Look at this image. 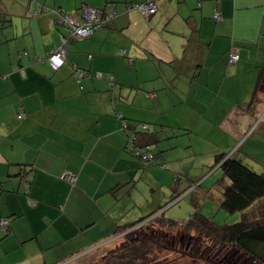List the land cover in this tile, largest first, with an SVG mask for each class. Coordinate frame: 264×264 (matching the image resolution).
I'll return each mask as SVG.
<instances>
[{
  "label": "crops",
  "instance_id": "1",
  "mask_svg": "<svg viewBox=\"0 0 264 264\" xmlns=\"http://www.w3.org/2000/svg\"><path fill=\"white\" fill-rule=\"evenodd\" d=\"M146 1L37 0L50 11L34 17L28 0H0V264L118 241L180 192L206 215L218 155L264 167V0H153L150 19L133 9ZM84 7L115 15L54 71L46 56L70 35L54 10ZM124 121L155 164L126 150Z\"/></svg>",
  "mask_w": 264,
  "mask_h": 264
},
{
  "label": "trees",
  "instance_id": "2",
  "mask_svg": "<svg viewBox=\"0 0 264 264\" xmlns=\"http://www.w3.org/2000/svg\"><path fill=\"white\" fill-rule=\"evenodd\" d=\"M263 73L264 67L260 78ZM257 101H259L258 98ZM215 167L221 168L225 180H218L217 183H222V186L217 190H210V199L215 201L221 210L229 214L238 213L240 218L236 223L220 225L211 217L196 210L194 214L190 215L187 222L170 220L162 216L161 213L144 217L128 227H135L139 223L143 227L146 225L148 227L146 235L154 238L155 231L161 232L158 229L155 230V225L168 228L183 226L184 229L204 234L209 238L212 242L211 251L214 248L227 247L242 254L253 264H264V171L258 173L253 167L232 157V154L226 153L216 157ZM199 186L201 183L196 185L193 183L189 188L195 189ZM206 195L209 196V194ZM175 199H177L176 196L168 203H172ZM8 228L4 231L7 232ZM149 231L152 233L149 234ZM122 249L120 254L106 259L105 264H166L156 258L150 259L154 248H148L146 245L125 244Z\"/></svg>",
  "mask_w": 264,
  "mask_h": 264
},
{
  "label": "rangeland",
  "instance_id": "3",
  "mask_svg": "<svg viewBox=\"0 0 264 264\" xmlns=\"http://www.w3.org/2000/svg\"><path fill=\"white\" fill-rule=\"evenodd\" d=\"M250 139H253L251 137ZM262 147V145H260ZM260 157V156H259ZM244 164L253 167L256 172L261 173L264 171V167L258 164L252 159L249 161L243 160ZM221 173V175H219ZM224 178L222 171L218 172L213 178H209L206 181V186L211 187L216 184L220 179ZM224 180V179H222ZM180 199H179V198ZM182 192L177 196L178 204L169 210L166 218H169L170 213L175 218L178 217V221L187 222L190 215L194 214L193 208H190L188 199L182 200ZM202 204V203H201ZM188 207L190 209H188ZM167 208V207H165ZM164 208V209H165ZM163 209V210H164ZM203 211H207V216L211 217L217 224L220 225H232L238 221L240 217L238 213L229 214L224 210H221L215 201L207 199L205 207H202ZM147 226L144 225L133 230H124L117 237L118 241L115 242H102L98 246L95 245L79 256H72L63 259L58 264H105L106 259H110V256H115L122 252L123 245H146L148 248H154V252L150 254L151 258H156L166 264H253L249 262L245 256L235 252V250L221 247L214 248L211 251L210 239L204 234L197 233L192 230L184 229L183 226L176 227H160L155 225V231L153 237L147 236ZM152 232L149 231V234ZM144 241V242H143Z\"/></svg>",
  "mask_w": 264,
  "mask_h": 264
},
{
  "label": "built area",
  "instance_id": "4",
  "mask_svg": "<svg viewBox=\"0 0 264 264\" xmlns=\"http://www.w3.org/2000/svg\"><path fill=\"white\" fill-rule=\"evenodd\" d=\"M29 4L27 8L29 12L35 17L42 13H47L50 11L49 8H46L43 5L38 4L36 8L33 7L34 3L37 0H28ZM133 9L140 12L146 19L153 17L157 11V5L153 0H147L146 2L138 5H134ZM56 15L55 23L57 25H63L67 27L69 32V37H62V45L56 50L47 54L46 59L49 62L51 68L54 71H57L66 61V53L68 50L69 41H77L87 39L94 34L98 29H102L109 26L110 21L114 17V13H106L101 9L84 7L81 11L76 13H67L63 12L61 9L54 10ZM215 20L219 21L222 19L221 13L216 10L214 13ZM27 55V54H26ZM239 61L238 50L233 49L229 55V63L235 64ZM130 62V61H129ZM87 73L84 71L77 72L78 82L80 83L84 77H87ZM22 117V114L19 115V118ZM123 129L127 134V144L126 150L130 152L134 157H136L139 162L144 166L148 167L155 164L156 155L152 151L151 146L148 144H140L137 141L138 132H131L129 123L123 122ZM148 129L147 124H142L140 130ZM164 167V166H163ZM66 178H69L71 183L75 182V176H70L65 174ZM142 226L139 224L138 227ZM1 228L6 230L8 228V220H2ZM135 229V228H134Z\"/></svg>",
  "mask_w": 264,
  "mask_h": 264
}]
</instances>
